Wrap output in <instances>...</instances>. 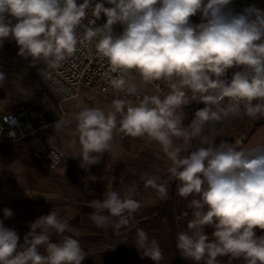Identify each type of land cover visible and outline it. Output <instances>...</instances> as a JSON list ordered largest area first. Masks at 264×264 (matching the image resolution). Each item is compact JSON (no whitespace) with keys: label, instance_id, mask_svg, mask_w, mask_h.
<instances>
[{"label":"clouds","instance_id":"9594fccd","mask_svg":"<svg viewBox=\"0 0 264 264\" xmlns=\"http://www.w3.org/2000/svg\"><path fill=\"white\" fill-rule=\"evenodd\" d=\"M107 3L112 7L95 0H0V47L14 40L19 56L54 68L73 56L78 45L94 42L96 53L115 74L109 79L115 91L137 95L133 74L143 84L167 82L171 91L163 99L145 95L135 105L114 99V111L86 106L76 113L80 167L99 163L111 150L116 132L147 137L170 162L167 172L177 182L178 195L199 197L191 201L190 231L177 234L180 254L193 264H219V256L264 264V234L257 235V230L264 232V145L238 150L205 135L209 126L230 115L264 118V10L249 6L233 13L226 9L231 0ZM197 13L206 22L191 23ZM89 14L92 19L86 26ZM101 14L106 23L96 26ZM117 24L123 26L119 35L113 31ZM81 28L83 33L78 31ZM233 67L239 70L230 79L223 78ZM5 79L0 71V86ZM185 89L191 91V100ZM192 102L204 107L185 126L184 108ZM68 123L59 118L54 126L61 130ZM194 140L201 146L193 149ZM142 179L161 199L167 196V186L159 183V177L145 174ZM89 207L94 209L90 219L97 227L111 223L119 228L141 203L132 191L121 197L107 190L104 199L91 201ZM11 215L10 209H4L5 218ZM207 226L214 229L211 240ZM29 227L24 244L19 245L16 231L0 222V264H82L86 255L80 241L65 235L69 223L57 212L39 217ZM53 235L60 239L52 242ZM137 248L156 264L163 259L159 243L142 229H137Z\"/></svg>","mask_w":264,"mask_h":264},{"label":"rangeland","instance_id":"374dc122","mask_svg":"<svg viewBox=\"0 0 264 264\" xmlns=\"http://www.w3.org/2000/svg\"><path fill=\"white\" fill-rule=\"evenodd\" d=\"M8 41L0 47V71L6 76L3 86H0V103L5 105V110H14L43 96L52 104L56 117L70 123L57 130L54 126L56 120L41 135L0 143V222L3 226L15 230L19 236L18 244L23 245L30 224L55 211L69 223V231L65 235H72L80 241L86 255L82 264H156L138 250L137 229H142L150 240L155 239L159 243L163 254L159 264H193L177 250L176 241L178 233L190 231L191 201L199 197L189 195L182 198L178 195L177 182L170 180L167 172L170 162L156 142L147 137L122 138L115 133L111 150L102 156L99 163L87 169L80 167L81 146L74 131V115L86 106L114 111V99H126L135 105L132 97L113 88L99 93L83 87L75 96L58 104L57 97L46 86L47 65L38 61L33 66L17 56L13 57ZM133 79L144 96L164 97L171 91L170 88L157 91L151 84L141 83L135 74ZM185 92L191 100V91L185 89ZM203 107L197 102L185 106V126L195 111ZM205 135L214 138L217 144L227 141L238 150L264 145V118L251 120L246 116L236 118L230 115L221 124L209 126ZM176 142L182 143L181 140ZM45 146L58 148L64 153L62 161L53 168L39 167L32 157L34 152ZM199 146V140L192 141L193 149ZM145 174L159 177V183L167 186L165 198L161 199L155 189L145 186L142 179ZM107 190L117 191L121 197L132 191L134 199L141 203L128 222L119 228H114L111 223L100 228L90 219L94 209L89 207V203L104 199ZM6 208L12 211L7 218L4 216ZM112 219L118 223L116 218ZM207 228L205 232L211 238L213 230L207 231ZM59 239L52 236V242ZM217 260L219 264H245V261L224 256L217 257Z\"/></svg>","mask_w":264,"mask_h":264},{"label":"built area","instance_id":"2783aa9c","mask_svg":"<svg viewBox=\"0 0 264 264\" xmlns=\"http://www.w3.org/2000/svg\"><path fill=\"white\" fill-rule=\"evenodd\" d=\"M82 2V0H80ZM95 2L104 3L105 7H112L107 3V0H95ZM249 6H255L264 10V0H231V3L226 6L227 10L233 13H242L243 10ZM12 19L14 24L16 21ZM92 19L91 14L85 19L84 24L88 25V20ZM191 23L199 24L202 21V16L197 13L190 18ZM106 23V17L101 14V17L96 20V26H102ZM83 33L84 28L78 30ZM114 34L119 35L123 32V26L120 24L114 25ZM8 49L13 57H19L33 64L31 58H23L18 55V46L14 40L8 41ZM239 68L233 67L229 69L225 79H230L233 72L238 71ZM110 66L106 59L101 58L95 50L94 42L89 44L85 41L83 44L78 45L77 52L63 61L57 67H49L47 65L46 71V86L57 97L58 104L75 96L79 89L90 88L99 93H106L112 87L109 83L111 76ZM151 86L157 91L164 88H169L167 82L155 81L150 83ZM125 95V93H122ZM132 97L134 103H138L143 98V94L138 91L137 95H125ZM160 97V96H159ZM163 99L164 97H160ZM243 115L236 117L240 118ZM58 120L54 113L52 104L43 96H39L33 101L26 102L14 110L0 109V143H11L19 141L27 137H36L41 135L44 130L51 125L54 121ZM119 126V125H118ZM119 137L121 133L116 132ZM32 157L37 165L41 168H53L58 165L64 158V153L58 148L52 146L41 147L38 151L34 152Z\"/></svg>","mask_w":264,"mask_h":264},{"label":"trees","instance_id":"16d2710c","mask_svg":"<svg viewBox=\"0 0 264 264\" xmlns=\"http://www.w3.org/2000/svg\"><path fill=\"white\" fill-rule=\"evenodd\" d=\"M207 231H211V230H214L213 228H210L209 226H207ZM264 234V232H262L261 230H257V235H262ZM213 237L211 236L210 240L212 239ZM219 257H223V256H219ZM224 258H230L228 256H224ZM237 260H240V261H244L243 258H239Z\"/></svg>","mask_w":264,"mask_h":264},{"label":"crops","instance_id":"0c3cea01","mask_svg":"<svg viewBox=\"0 0 264 264\" xmlns=\"http://www.w3.org/2000/svg\"><path fill=\"white\" fill-rule=\"evenodd\" d=\"M0 109L5 110V105L0 103Z\"/></svg>","mask_w":264,"mask_h":264}]
</instances>
